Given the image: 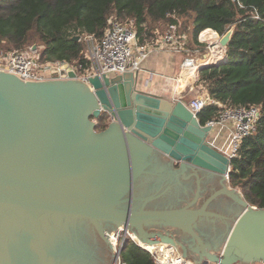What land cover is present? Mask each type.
<instances>
[{
	"label": "water",
	"instance_id": "95a60500",
	"mask_svg": "<svg viewBox=\"0 0 264 264\" xmlns=\"http://www.w3.org/2000/svg\"><path fill=\"white\" fill-rule=\"evenodd\" d=\"M235 27L222 35L224 48ZM69 77L33 81L0 69V264H63L59 258L90 264L74 236L55 231L63 215L66 221L70 215L87 218L107 244L100 246L109 260L110 235L124 226L145 243H172L194 264H264V207L230 185L231 160L210 142L211 126L201 124L183 100L139 90L137 72L90 76L89 83L74 71ZM103 113L110 123L97 131ZM153 155L167 158L173 174L196 177L191 200L179 207H149L176 184L173 174L154 164ZM192 170L220 178L219 188L199 206L201 178ZM145 173L159 179L161 193L138 196L135 183ZM219 195L239 210L218 236L205 237L198 221L220 216L209 208ZM137 201L142 206L134 209ZM167 227L191 238L190 254L185 244L190 242Z\"/></svg>",
	"mask_w": 264,
	"mask_h": 264
},
{
	"label": "trees",
	"instance_id": "16d2710c",
	"mask_svg": "<svg viewBox=\"0 0 264 264\" xmlns=\"http://www.w3.org/2000/svg\"><path fill=\"white\" fill-rule=\"evenodd\" d=\"M111 18L129 21L141 46L156 42L171 24L187 34L194 48L201 45L202 30L212 28L223 35L236 26L228 61L202 68L200 82L225 107L261 106L257 131L243 139L231 160L229 181L251 204L264 207V0H0V53L33 46L35 38L41 61L79 63L85 39L100 40ZM219 110L215 104L204 107L198 116L201 124ZM109 121L103 113L96 130H105ZM122 251L129 264H155L151 253L133 240Z\"/></svg>",
	"mask_w": 264,
	"mask_h": 264
},
{
	"label": "built area",
	"instance_id": "2783aa9c",
	"mask_svg": "<svg viewBox=\"0 0 264 264\" xmlns=\"http://www.w3.org/2000/svg\"><path fill=\"white\" fill-rule=\"evenodd\" d=\"M255 17L259 18L258 15ZM210 36L213 37V40ZM162 37L166 44L174 45L179 50L193 51L194 49L189 46L187 34L183 36L177 24H171ZM221 37L222 34L212 28L204 29L199 33V42L210 48L206 58L215 52V56H221L222 59L212 60L206 62V64L200 63L198 68L194 70L195 73H199L202 68L228 61V48L222 46ZM85 41L83 60L79 63L66 60L43 62L40 60L39 47L37 46L34 49L33 46H28L25 49L0 53V69L14 72L23 79L31 78L33 81L68 79L70 78L69 72L74 71L76 78L89 83L90 76H102L103 74L113 76L127 71L137 72L141 68L142 61L149 55L147 48L149 45L141 46L138 44L137 31L132 24L129 21L121 22L116 18L109 20V24L100 40L89 36ZM193 62L198 61L194 57H187L183 65L188 68ZM186 104L197 117L204 107L209 104L220 107L218 114L207 121L204 126L212 127L213 141L224 140L221 147H216L230 160L238 156L243 139L257 131L261 115V106L259 105L248 104L225 107L209 96L208 92L195 96ZM114 234L117 235V243L115 246L112 244L116 252L114 264H129L122 260L121 253L118 254V251L128 240H133L141 246L137 240L138 237L135 232L124 226L118 227ZM144 249L151 253L155 264H194L193 259L184 257L172 243L156 242L153 247L144 246ZM159 249H161L160 252ZM208 264L220 263L210 262Z\"/></svg>",
	"mask_w": 264,
	"mask_h": 264
},
{
	"label": "flooded vegetation",
	"instance_id": "af4514ba",
	"mask_svg": "<svg viewBox=\"0 0 264 264\" xmlns=\"http://www.w3.org/2000/svg\"><path fill=\"white\" fill-rule=\"evenodd\" d=\"M69 79V78H68ZM66 80V79H60ZM98 122V120H97ZM97 126V123H96ZM96 129V127H95ZM152 158L154 164H158V168L164 169L166 171V175L169 173L173 174L171 171L173 170V165L169 162L167 158H164L160 155H153ZM168 160V161H167ZM195 172L199 173L201 178V187L202 193L199 201L195 206H199L203 203V201L212 194L215 190H217L220 186V178L212 173L201 171V170H192L190 174H194ZM174 179L176 181L175 187L171 194L164 195L162 198H158L155 201H151L148 205L150 208H166V207H179L184 203H187L192 199L194 193L196 191L197 179L195 176H192L188 179H184L180 174H173ZM178 177V178H177ZM180 178V180H179ZM158 178L156 179L152 175L142 174L140 178L138 177L135 183V189L138 190V196H146L149 194H159L164 188L159 189L160 184L158 183ZM144 191L151 192L149 194ZM125 207H129L128 204H124ZM142 206L141 201H137L132 207L135 209H139ZM237 205L227 196L219 195L209 206L210 210L215 211L220 214V216H204L201 217L198 221V230L203 235L206 234L211 236H218L224 228V226L233 219L235 213L238 212L239 209H236ZM106 225L113 226L110 222H105ZM47 224H54L50 219L47 220ZM57 228L55 231L60 230L62 233H70L71 236H74L77 242V249L82 255L89 256L90 264H113V260L110 258L109 260V252L105 250L103 246L107 245L99 236L97 231L93 228L94 226L87 218L83 217H75L70 215L68 220H65V216L59 219V222L56 224ZM92 226V228H90ZM170 230L174 231L176 228L167 227ZM167 228H161V231L167 230ZM93 230V232L91 231ZM177 230V229H176ZM175 237L181 239L182 241L188 240L190 243H185L188 246L187 252L191 253L190 245L192 243L191 238L181 231H174L173 234ZM54 247V246H53ZM55 249V253L57 256L58 252ZM59 258V257H58ZM77 264H83V258H79ZM63 264H73L72 260H63L59 258Z\"/></svg>",
	"mask_w": 264,
	"mask_h": 264
},
{
	"label": "crops",
	"instance_id": "0c3cea01",
	"mask_svg": "<svg viewBox=\"0 0 264 264\" xmlns=\"http://www.w3.org/2000/svg\"><path fill=\"white\" fill-rule=\"evenodd\" d=\"M181 33L183 36L186 35ZM147 48L149 55L142 61L141 68L137 71L139 90L170 100L182 99L186 103L191 100L187 101V96L195 97L207 92L205 84L200 82V74L188 71L183 65L187 57H194L198 62L206 59V55H199V49L179 50L174 45L166 44L163 37L149 44ZM213 136L210 134L209 140L215 146L221 147L224 140L213 141Z\"/></svg>",
	"mask_w": 264,
	"mask_h": 264
},
{
	"label": "bare ground",
	"instance_id": "6f19581e",
	"mask_svg": "<svg viewBox=\"0 0 264 264\" xmlns=\"http://www.w3.org/2000/svg\"><path fill=\"white\" fill-rule=\"evenodd\" d=\"M210 38H211V40H213V37L212 36H210ZM215 55L216 54L214 52V53H211V55L208 56L206 59H204V60H202L200 62H193L191 64V66L187 68V70L193 72L194 70H196L198 68V66H199L200 63L206 64V62H210L212 60H218V59L221 60L222 59L221 56H215ZM216 62H218V61H216ZM110 237H111L112 244L115 246V244L117 243V235L116 234L110 235ZM137 240L139 241V243L141 245H143L145 247H149V246L150 247H153L154 246L153 243L151 244V243H145V242H143L139 237L137 238ZM155 245H157V244H155ZM158 251L160 252L161 249H159ZM161 253H163V252H161Z\"/></svg>",
	"mask_w": 264,
	"mask_h": 264
},
{
	"label": "rangeland",
	"instance_id": "374dc122",
	"mask_svg": "<svg viewBox=\"0 0 264 264\" xmlns=\"http://www.w3.org/2000/svg\"><path fill=\"white\" fill-rule=\"evenodd\" d=\"M166 33V32H165ZM34 34H36V32H33V35L32 36H34ZM165 34H163L162 36H164ZM32 40L34 41L32 44H33V46L34 45H37V42H36V39L35 38H32ZM31 40V41H32ZM194 42H192L191 40H190V43H189V46L191 47V45L192 46H194L195 44H193ZM205 44H207V43H205ZM30 46V45H29ZM28 47V45H26L25 47H24V49L25 48H27ZM195 47V46H194ZM194 47H191V48H194ZM197 49H199L200 50V56L201 55H207L208 54V52L210 51V48L208 47V46H206V45H202V46H198V47H196ZM196 48H194V49H196ZM35 49V48H34ZM194 93V92H193ZM192 93V94H193ZM189 97V98H188ZM192 97V96H191ZM190 97V95L189 96H187V98H186V100L187 101H189L190 99H193L194 98V96L191 98ZM231 185V184H230ZM232 186V185H231ZM233 187V186H232ZM237 189H239V190H241L240 188H238V187H236ZM121 258H122V260H124V256H123V251L121 252ZM191 258V257H190ZM114 259V260H113ZM115 259H116V252L114 251V249H113V256H112V260H113V264H114V262H115Z\"/></svg>",
	"mask_w": 264,
	"mask_h": 264
}]
</instances>
